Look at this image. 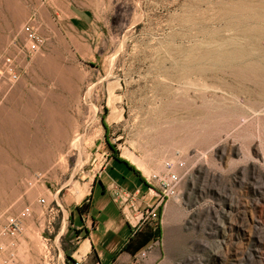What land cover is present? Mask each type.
<instances>
[{
  "label": "rangeland",
  "instance_id": "obj_1",
  "mask_svg": "<svg viewBox=\"0 0 264 264\" xmlns=\"http://www.w3.org/2000/svg\"><path fill=\"white\" fill-rule=\"evenodd\" d=\"M168 160L161 264H264V0H0V263L57 264L96 174Z\"/></svg>",
  "mask_w": 264,
  "mask_h": 264
},
{
  "label": "crops",
  "instance_id": "obj_2",
  "mask_svg": "<svg viewBox=\"0 0 264 264\" xmlns=\"http://www.w3.org/2000/svg\"><path fill=\"white\" fill-rule=\"evenodd\" d=\"M149 184L144 173L124 163L104 167L89 191L68 207L70 226L60 234L65 238L57 264H161L169 211L178 204L161 199ZM151 207L157 208L158 219L140 223V212ZM180 220L175 212L173 223Z\"/></svg>",
  "mask_w": 264,
  "mask_h": 264
},
{
  "label": "built area",
  "instance_id": "obj_3",
  "mask_svg": "<svg viewBox=\"0 0 264 264\" xmlns=\"http://www.w3.org/2000/svg\"><path fill=\"white\" fill-rule=\"evenodd\" d=\"M29 44L28 48L32 51H36L39 47L41 42V38L39 35L35 33L29 34ZM9 79L13 80L16 78V74L9 68ZM165 173H154L151 175V181L153 182L152 188L155 189L156 187V194L160 196L161 199H167L170 197H175L177 195L178 186L182 179V174L179 172V169L184 168V161L177 160L176 162L173 161H166L165 162ZM151 188V187H150ZM39 202H44V199H39ZM28 211V210H27ZM159 214L158 210L155 207L145 208L143 211L140 212L139 221L140 223L146 221L147 219H158ZM20 229V223L16 219H10L5 233L7 234H15ZM50 231V230H48ZM2 264V263H0Z\"/></svg>",
  "mask_w": 264,
  "mask_h": 264
}]
</instances>
